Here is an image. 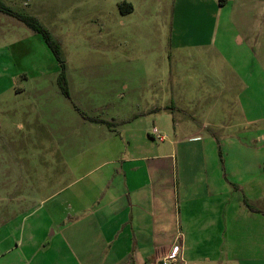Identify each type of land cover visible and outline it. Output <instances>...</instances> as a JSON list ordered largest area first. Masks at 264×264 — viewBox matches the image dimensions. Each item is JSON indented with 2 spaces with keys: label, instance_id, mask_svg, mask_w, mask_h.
Returning a JSON list of instances; mask_svg holds the SVG:
<instances>
[{
  "label": "rangeland",
  "instance_id": "1",
  "mask_svg": "<svg viewBox=\"0 0 264 264\" xmlns=\"http://www.w3.org/2000/svg\"><path fill=\"white\" fill-rule=\"evenodd\" d=\"M1 1L51 33L65 71L42 35L0 13V260L29 213L45 221L73 163L98 161L127 131L162 146L150 135L173 123L171 103L180 124L209 126L202 136L223 148L221 161L257 163L237 148L264 127V0ZM249 251L238 253L257 257Z\"/></svg>",
  "mask_w": 264,
  "mask_h": 264
},
{
  "label": "crops",
  "instance_id": "2",
  "mask_svg": "<svg viewBox=\"0 0 264 264\" xmlns=\"http://www.w3.org/2000/svg\"><path fill=\"white\" fill-rule=\"evenodd\" d=\"M169 110L173 123L150 135L159 139L157 130L167 144L140 145L127 131L121 147L95 152L98 161L73 163L70 182L46 200L45 221L29 213L0 264H163L177 242L184 264H264V210L256 205L264 202V127L247 135L252 147L237 148L257 163L229 164L218 142L202 136L206 123L192 129L174 104Z\"/></svg>",
  "mask_w": 264,
  "mask_h": 264
},
{
  "label": "trees",
  "instance_id": "3",
  "mask_svg": "<svg viewBox=\"0 0 264 264\" xmlns=\"http://www.w3.org/2000/svg\"><path fill=\"white\" fill-rule=\"evenodd\" d=\"M132 9H133L132 5H129L127 8H125L123 5L121 6V12L123 14L130 12ZM0 13L17 19L18 21L26 25L28 28H30L33 32L42 35L46 44L52 50L56 59L62 64L63 70L65 71V63L62 59V53H61V48L59 44L53 39L51 33L44 26H42V24L39 22L37 18L16 12L12 10L11 8H9L8 6H6L4 2L1 0H0ZM64 71L60 76V82L65 84V86L63 87V91L68 96ZM84 117L95 123L107 124L109 126L113 125V123H109L101 119L88 118L86 115H84ZM250 209H253V208L250 207Z\"/></svg>",
  "mask_w": 264,
  "mask_h": 264
},
{
  "label": "built area",
  "instance_id": "4",
  "mask_svg": "<svg viewBox=\"0 0 264 264\" xmlns=\"http://www.w3.org/2000/svg\"><path fill=\"white\" fill-rule=\"evenodd\" d=\"M154 135H156L161 140L163 139L162 136L158 134L157 130L154 131ZM181 236L182 235L179 234V237ZM163 264H184L182 248L178 242L174 244L170 253L164 258Z\"/></svg>",
  "mask_w": 264,
  "mask_h": 264
}]
</instances>
